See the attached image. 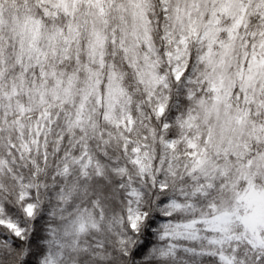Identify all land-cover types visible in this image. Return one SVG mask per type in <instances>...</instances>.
Returning <instances> with one entry per match:
<instances>
[{
  "label": "clouds",
  "instance_id": "1",
  "mask_svg": "<svg viewBox=\"0 0 264 264\" xmlns=\"http://www.w3.org/2000/svg\"><path fill=\"white\" fill-rule=\"evenodd\" d=\"M0 264H264V0H0Z\"/></svg>",
  "mask_w": 264,
  "mask_h": 264
},
{
  "label": "snow or ice",
  "instance_id": "2",
  "mask_svg": "<svg viewBox=\"0 0 264 264\" xmlns=\"http://www.w3.org/2000/svg\"><path fill=\"white\" fill-rule=\"evenodd\" d=\"M29 211H30V209H29Z\"/></svg>",
  "mask_w": 264,
  "mask_h": 264
}]
</instances>
